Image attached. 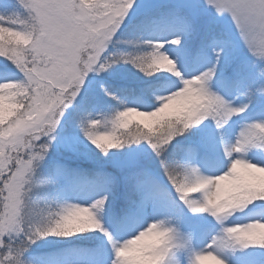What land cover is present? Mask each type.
I'll return each instance as SVG.
<instances>
[{
    "label": "snow or ice",
    "instance_id": "snow-or-ice-1",
    "mask_svg": "<svg viewBox=\"0 0 264 264\" xmlns=\"http://www.w3.org/2000/svg\"><path fill=\"white\" fill-rule=\"evenodd\" d=\"M0 264H264V0H0Z\"/></svg>",
    "mask_w": 264,
    "mask_h": 264
},
{
    "label": "rangeland",
    "instance_id": "rangeland-1",
    "mask_svg": "<svg viewBox=\"0 0 264 264\" xmlns=\"http://www.w3.org/2000/svg\"><path fill=\"white\" fill-rule=\"evenodd\" d=\"M129 38L130 37H128L127 35L126 36H123V37H120L121 40H127ZM117 49L120 52L132 51L131 47L128 46V45H118L117 46ZM115 67L117 68L118 71H122V72H126L129 69H131V66L130 65H116Z\"/></svg>",
    "mask_w": 264,
    "mask_h": 264
}]
</instances>
